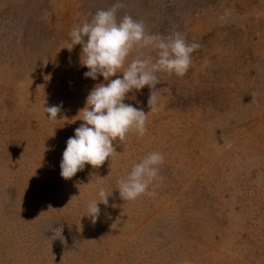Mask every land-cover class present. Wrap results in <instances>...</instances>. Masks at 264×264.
<instances>
[{
	"label": "rangeland",
	"instance_id": "rangeland-1",
	"mask_svg": "<svg viewBox=\"0 0 264 264\" xmlns=\"http://www.w3.org/2000/svg\"><path fill=\"white\" fill-rule=\"evenodd\" d=\"M119 2L118 19L200 47L184 76L156 73V112L147 86L128 94L149 111L142 137L65 180L66 141L103 80L84 77L69 32L117 0H0V264H264V0ZM153 151L158 178L123 201L118 181Z\"/></svg>",
	"mask_w": 264,
	"mask_h": 264
},
{
	"label": "clouds",
	"instance_id": "clouds-1",
	"mask_svg": "<svg viewBox=\"0 0 264 264\" xmlns=\"http://www.w3.org/2000/svg\"><path fill=\"white\" fill-rule=\"evenodd\" d=\"M122 4L117 0L111 7L95 12L90 21L74 26L69 32L68 50L81 46L79 62L87 71L85 78L96 81L85 99V106L78 111L82 123L74 129V135L66 141L60 161V175L68 180L82 171L85 165L99 168L105 161L117 154L115 142L122 144L130 133L142 137L146 131L148 112L158 110L159 84L156 73L165 72L182 77L191 65V54L198 49V43H187L185 38L175 32L162 37L146 31L142 21L130 15L117 18ZM155 50L156 59L133 58L130 54L136 49ZM122 75H117V74ZM112 77H115L114 79ZM149 89L147 105L149 111L125 103L128 94ZM47 119L57 120L61 105L44 106ZM77 115V116H78ZM163 155L148 153L140 162L133 165L126 177L118 181L119 196L123 201L135 200L145 194L148 186L158 178ZM98 196L102 202L92 200L88 203V215L95 223L100 208L98 203L107 205L109 195L100 187Z\"/></svg>",
	"mask_w": 264,
	"mask_h": 264
}]
</instances>
